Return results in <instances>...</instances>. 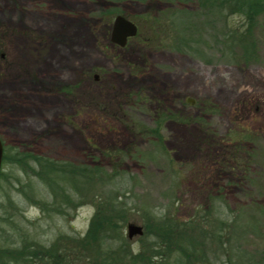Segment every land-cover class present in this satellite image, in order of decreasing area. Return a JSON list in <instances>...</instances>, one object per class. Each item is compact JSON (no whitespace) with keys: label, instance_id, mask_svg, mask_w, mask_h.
<instances>
[{"label":"rangeland","instance_id":"rangeland-1","mask_svg":"<svg viewBox=\"0 0 264 264\" xmlns=\"http://www.w3.org/2000/svg\"><path fill=\"white\" fill-rule=\"evenodd\" d=\"M112 4L0 0L3 150L124 173L131 209L123 236L127 223L142 226L144 214L182 222L218 210L235 220L236 245L258 253L264 249V18L254 30L258 60L237 66L217 60L213 41L225 27L216 17L196 22L207 45L200 58L175 51L172 36L160 46L137 34L117 47L109 40L116 14L107 22L104 11L114 8L136 23L138 14L170 5ZM230 19V29L241 21ZM1 171L0 247L83 235L92 207L68 208L67 216L41 212L27 199L49 203L46 184L12 165Z\"/></svg>","mask_w":264,"mask_h":264},{"label":"trees","instance_id":"trees-1","mask_svg":"<svg viewBox=\"0 0 264 264\" xmlns=\"http://www.w3.org/2000/svg\"><path fill=\"white\" fill-rule=\"evenodd\" d=\"M111 1L114 4L146 0ZM162 1L170 5L165 12H145L135 17L137 34L143 42L165 46L172 36L171 45L175 51L190 52L200 58L201 46L207 45L201 43L203 35L195 31L196 22L199 18L216 17L225 27L213 41L220 48L217 60L237 66L258 60L254 30L259 18H264V0ZM189 4H195V10L188 9ZM118 13L111 8L102 16L107 18ZM232 16H238L241 21L230 29L227 24ZM105 20L109 22L108 18ZM150 36H154V40ZM158 126L156 122L150 131L157 132ZM9 150H3L1 165L15 166L24 175L29 173L48 187L51 199L45 203L48 207L30 197L27 199L41 212L45 209L50 214L67 216L66 209L88 205L93 208V213L81 236L58 235L46 245L25 241L23 237L18 245L11 241L1 246L0 264H264V249L250 254L236 245L233 239L237 228L235 220L218 210L213 214L210 210L202 211L198 218L191 217L182 222L167 214L159 217L144 214L143 233L132 239L139 246L133 249L132 240L122 234L131 209L126 197L128 178L124 173L57 163ZM3 178L5 175L0 171V179ZM72 196L80 200L74 202ZM210 199L212 205L213 198Z\"/></svg>","mask_w":264,"mask_h":264},{"label":"water","instance_id":"water-1","mask_svg":"<svg viewBox=\"0 0 264 264\" xmlns=\"http://www.w3.org/2000/svg\"><path fill=\"white\" fill-rule=\"evenodd\" d=\"M137 28L129 20L125 19L121 15H116L111 23L109 40L111 43L118 47H123L126 44L128 38H132L136 35ZM2 143L0 141V171L2 161ZM125 235L128 240L142 235V227L135 223H127L125 226Z\"/></svg>","mask_w":264,"mask_h":264},{"label":"flooded vegetation","instance_id":"flooded-vegetation-1","mask_svg":"<svg viewBox=\"0 0 264 264\" xmlns=\"http://www.w3.org/2000/svg\"><path fill=\"white\" fill-rule=\"evenodd\" d=\"M145 12H143V13H141V14H144ZM138 15H140V14H138ZM122 16V15H121ZM124 17V16H123ZM125 18V17H124ZM125 19H127V18H125ZM128 20V19H127ZM130 21V20H129ZM132 22V21H131ZM133 23V22H132ZM135 26H136V28H137V31H138V27H137V24L136 23H133ZM111 27V26H110ZM136 34H137V32H136ZM129 39V38H128ZM128 39L126 40V43H127V41H128ZM113 44V43H112ZM115 45V44H114ZM126 45V44H125ZM124 45V46H125ZM117 46V45H116ZM118 47V46H117ZM1 141V140H0ZM2 143V142H1ZM2 148H3V145H2ZM3 152V151H2ZM142 227V226H141ZM142 233H143V230H142ZM139 237V236H138ZM137 238V237H136Z\"/></svg>","mask_w":264,"mask_h":264}]
</instances>
